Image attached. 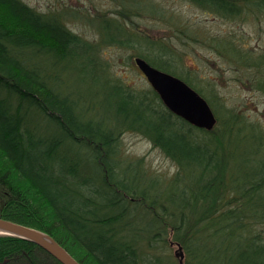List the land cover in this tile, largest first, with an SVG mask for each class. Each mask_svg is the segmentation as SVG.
I'll return each mask as SVG.
<instances>
[{"label": "trees", "instance_id": "trees-1", "mask_svg": "<svg viewBox=\"0 0 264 264\" xmlns=\"http://www.w3.org/2000/svg\"><path fill=\"white\" fill-rule=\"evenodd\" d=\"M188 1L228 21L264 13V0ZM133 7L97 21L92 40L58 10L0 0V216L49 233L81 264H180L172 245L184 264H264V120L228 105L213 81L198 83L167 37L131 26L127 19L143 15ZM161 10L153 11L178 39L205 42L264 98V50L235 30L182 27ZM113 44L199 92L215 126L189 122L153 87L127 85L101 54ZM70 65L93 70V97L73 96L57 71ZM126 130L148 137L175 170L162 174L125 155ZM0 264L63 263L28 239L0 234Z\"/></svg>", "mask_w": 264, "mask_h": 264}, {"label": "rangeland", "instance_id": "rangeland-1", "mask_svg": "<svg viewBox=\"0 0 264 264\" xmlns=\"http://www.w3.org/2000/svg\"><path fill=\"white\" fill-rule=\"evenodd\" d=\"M41 11L58 10L67 18L68 25L84 38L95 40L97 37V21L111 15L124 7L132 13L133 2L140 6L143 15H132L133 20L127 19L131 26L138 24L151 36L167 37L173 48L189 69L197 72L198 83L207 87L213 81L214 90L226 99L228 105L246 111L249 117L260 115L264 120V98L261 92L251 86L237 81L236 74L227 59H223L205 42L190 43L176 37L155 9H162L166 16L170 13L176 16L182 27L191 25L204 29V34L223 35L229 30H235L245 38L246 44L258 50H264V13L258 15L248 12L244 18L236 21L223 20L216 15L204 12L188 0H24ZM140 3V4H139ZM134 6V10L137 9ZM162 7V8H160ZM154 10V11H153ZM174 16H172V19ZM134 23V24H133ZM204 37V35L202 36ZM240 38V37H239ZM103 58L111 63V71L136 90L151 88L144 74L136 68L134 57L136 52L130 48H118L116 44L105 45L101 50ZM178 58V57H177ZM74 65V64H73ZM60 77L69 85L73 96L90 98L98 90L100 84L91 83L93 70H82L68 66L57 68ZM93 97V96H92ZM95 99H101L95 96ZM97 101V100H95ZM98 102V101H97ZM104 108L109 103L103 101ZM99 103V102H98ZM102 105V106H103ZM99 109V104L95 106ZM103 108V110H104ZM101 109V108H100ZM263 111V113H262ZM122 150L125 155L140 157L150 170L160 171L170 175L176 168L173 160L159 147L155 146L144 134L134 130H126L121 135ZM178 246L171 248L176 256Z\"/></svg>", "mask_w": 264, "mask_h": 264}, {"label": "water", "instance_id": "water-1", "mask_svg": "<svg viewBox=\"0 0 264 264\" xmlns=\"http://www.w3.org/2000/svg\"><path fill=\"white\" fill-rule=\"evenodd\" d=\"M136 63L164 103L175 113L206 129L215 126L217 117L208 101L199 92L143 58L137 57ZM0 231H2L0 234L19 236L36 243L63 264H81L62 244L43 230L0 216ZM175 254L179 257L180 263L184 264V253L180 246Z\"/></svg>", "mask_w": 264, "mask_h": 264}, {"label": "flooded vegetation", "instance_id": "flooded-vegetation-1", "mask_svg": "<svg viewBox=\"0 0 264 264\" xmlns=\"http://www.w3.org/2000/svg\"><path fill=\"white\" fill-rule=\"evenodd\" d=\"M135 63H136V62H135ZM136 68L139 69V70L141 69L137 63H136ZM140 71H141V70H140Z\"/></svg>", "mask_w": 264, "mask_h": 264}, {"label": "bare ground", "instance_id": "bare-ground-1", "mask_svg": "<svg viewBox=\"0 0 264 264\" xmlns=\"http://www.w3.org/2000/svg\"><path fill=\"white\" fill-rule=\"evenodd\" d=\"M2 231H0V233H1Z\"/></svg>", "mask_w": 264, "mask_h": 264}]
</instances>
